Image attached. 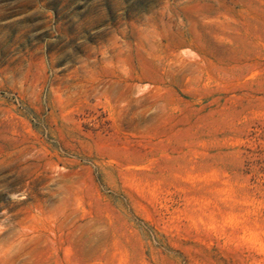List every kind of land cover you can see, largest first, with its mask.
Segmentation results:
<instances>
[{
    "label": "rangeland",
    "instance_id": "rangeland-1",
    "mask_svg": "<svg viewBox=\"0 0 264 264\" xmlns=\"http://www.w3.org/2000/svg\"><path fill=\"white\" fill-rule=\"evenodd\" d=\"M0 264H264V0H0Z\"/></svg>",
    "mask_w": 264,
    "mask_h": 264
}]
</instances>
